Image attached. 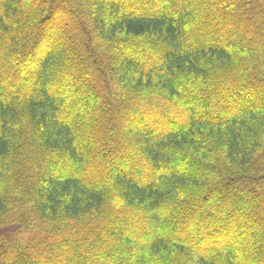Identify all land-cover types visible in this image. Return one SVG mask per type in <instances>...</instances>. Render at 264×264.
Wrapping results in <instances>:
<instances>
[{"label":"trees","instance_id":"1","mask_svg":"<svg viewBox=\"0 0 264 264\" xmlns=\"http://www.w3.org/2000/svg\"><path fill=\"white\" fill-rule=\"evenodd\" d=\"M0 264H264V0H0Z\"/></svg>","mask_w":264,"mask_h":264},{"label":"rangeland","instance_id":"2","mask_svg":"<svg viewBox=\"0 0 264 264\" xmlns=\"http://www.w3.org/2000/svg\"><path fill=\"white\" fill-rule=\"evenodd\" d=\"M77 14L79 15L80 18H83V15H82V13H81V9H78V10H77Z\"/></svg>","mask_w":264,"mask_h":264}]
</instances>
